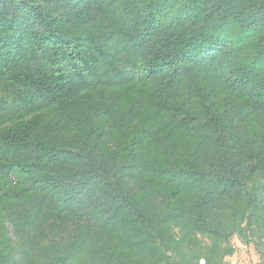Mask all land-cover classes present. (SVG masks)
<instances>
[{
  "label": "trees",
  "instance_id": "obj_1",
  "mask_svg": "<svg viewBox=\"0 0 264 264\" xmlns=\"http://www.w3.org/2000/svg\"><path fill=\"white\" fill-rule=\"evenodd\" d=\"M250 228L264 0H0V264H227Z\"/></svg>",
  "mask_w": 264,
  "mask_h": 264
},
{
  "label": "rangeland",
  "instance_id": "obj_2",
  "mask_svg": "<svg viewBox=\"0 0 264 264\" xmlns=\"http://www.w3.org/2000/svg\"><path fill=\"white\" fill-rule=\"evenodd\" d=\"M1 96L6 97L4 93ZM248 242L240 236L236 235L232 239V243L236 248V252H243L250 264H264V239L259 237L251 228L248 230ZM206 240V238L204 237Z\"/></svg>",
  "mask_w": 264,
  "mask_h": 264
},
{
  "label": "crops",
  "instance_id": "obj_3",
  "mask_svg": "<svg viewBox=\"0 0 264 264\" xmlns=\"http://www.w3.org/2000/svg\"><path fill=\"white\" fill-rule=\"evenodd\" d=\"M243 252H235L234 255L227 258V264H250L249 261L245 260Z\"/></svg>",
  "mask_w": 264,
  "mask_h": 264
}]
</instances>
